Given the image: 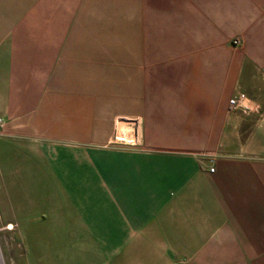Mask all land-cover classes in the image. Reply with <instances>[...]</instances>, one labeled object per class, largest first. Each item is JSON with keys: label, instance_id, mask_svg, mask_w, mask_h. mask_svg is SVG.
Instances as JSON below:
<instances>
[{"label": "crops", "instance_id": "0c3cea01", "mask_svg": "<svg viewBox=\"0 0 264 264\" xmlns=\"http://www.w3.org/2000/svg\"><path fill=\"white\" fill-rule=\"evenodd\" d=\"M0 118L23 264H264V0H0Z\"/></svg>", "mask_w": 264, "mask_h": 264}, {"label": "rangeland", "instance_id": "374dc122", "mask_svg": "<svg viewBox=\"0 0 264 264\" xmlns=\"http://www.w3.org/2000/svg\"><path fill=\"white\" fill-rule=\"evenodd\" d=\"M129 121L133 122L131 125H133V127L135 126L136 128V125H135L136 120L129 119ZM116 135L118 137V131ZM132 139H134V143L132 142H127V143H130L134 145L135 147H139V145L137 144V140H136V134L134 135V137H132ZM121 142H126V141L121 140ZM68 143H71V142H68ZM49 173H53V172L50 171ZM32 178H33L32 173H17L15 177L16 185L18 187L32 186L33 185ZM2 182L3 181L0 178V264H23L24 243L17 240L16 232H15L16 227L15 228L9 227L7 223H5L7 220H9L8 218L9 217L8 207L9 206H7L4 200V194H3L4 184H2ZM47 182L55 190H58V188L61 186L56 178H48Z\"/></svg>", "mask_w": 264, "mask_h": 264}, {"label": "built area", "instance_id": "2783aa9c", "mask_svg": "<svg viewBox=\"0 0 264 264\" xmlns=\"http://www.w3.org/2000/svg\"><path fill=\"white\" fill-rule=\"evenodd\" d=\"M233 43L235 45H240L241 44V38L240 37H236L234 38L233 40ZM245 95L244 94H240L236 97H233L230 99V110L231 111H235V110H238V109H246L247 107L245 106L244 102H245ZM4 124V120L0 118V126H2ZM210 163H211V166H210V171H214L215 168H214V158L213 156L210 157Z\"/></svg>", "mask_w": 264, "mask_h": 264}, {"label": "bare ground", "instance_id": "6f19581e", "mask_svg": "<svg viewBox=\"0 0 264 264\" xmlns=\"http://www.w3.org/2000/svg\"><path fill=\"white\" fill-rule=\"evenodd\" d=\"M132 126H130L127 123L124 122H119L118 125V140L120 141V143H127V142H131L129 141L128 137H132ZM121 140H125L126 142H121ZM10 227V226H9Z\"/></svg>", "mask_w": 264, "mask_h": 264}]
</instances>
